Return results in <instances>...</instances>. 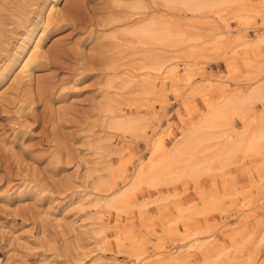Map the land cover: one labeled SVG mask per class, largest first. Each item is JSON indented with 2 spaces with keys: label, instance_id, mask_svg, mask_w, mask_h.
Instances as JSON below:
<instances>
[{
  "label": "rangeland",
  "instance_id": "rangeland-1",
  "mask_svg": "<svg viewBox=\"0 0 264 264\" xmlns=\"http://www.w3.org/2000/svg\"><path fill=\"white\" fill-rule=\"evenodd\" d=\"M126 1L0 0V264H264V138L247 150L264 130V0H143L141 16L186 38L163 46L127 42ZM149 49L162 71L145 68ZM225 101L202 169L178 161L175 179L133 185ZM115 115L132 127H109ZM122 189V209L106 207Z\"/></svg>",
  "mask_w": 264,
  "mask_h": 264
},
{
  "label": "bare ground",
  "instance_id": "bare-ground-1",
  "mask_svg": "<svg viewBox=\"0 0 264 264\" xmlns=\"http://www.w3.org/2000/svg\"><path fill=\"white\" fill-rule=\"evenodd\" d=\"M161 1L167 7L168 6L176 7L177 5H182L189 11L199 13V12L215 11L221 5L226 4L228 2H231V1H234V0H161ZM125 5L127 7H129V9L131 10L130 14H128L129 18L132 17V19L130 21L128 20L126 25H124L121 28L122 33L125 35L124 37L126 38L127 42L132 43V44H137V45H143V46L144 45L163 46V45H166L169 43L171 44L174 42H176L177 44L178 43L181 44L182 42L186 41V38H184L182 35H179V36L171 35L172 33L170 34L169 29L165 25L166 22L163 23L161 20H158L157 18H153V17L141 16L146 12V9L148 8L143 0H127L125 2ZM57 6L58 5L56 4V2L53 1L52 5L50 6V10L57 11V8H58ZM134 15L135 16H141V17H139L138 19H135L133 17ZM123 19H121V17L119 16V17L113 19L112 21H118V20L122 21ZM124 20H126V19H124ZM261 40H264V39H261ZM40 45L41 44H40V40H39V43L36 45V47L37 46L39 47ZM40 48H42V47H40ZM150 49L144 50L145 52L149 51L147 56L145 55L148 58V59L146 58L147 62H146L145 68L147 67L148 69L151 70V72L152 71L160 72L163 69V61H161V59L159 60V58H157L156 55L152 54L150 52L152 49L151 50ZM38 51L39 50L35 51V53L33 52L34 54L32 55V58L28 59L29 58L28 57L27 58L28 61L25 62V64H23L24 65L23 72H24L25 76H27V77L31 76L30 75L31 73L29 72V69H28V68H30L29 66L40 55L39 54L40 51L39 52ZM142 55H143V53H142ZM141 58L143 59L144 57H141ZM23 65H21V66H23ZM169 68H170V66H169ZM170 71H172V73H174L175 68L171 67ZM115 77H116V75H115ZM118 77L119 76H117V78ZM111 82H112V80H110V83ZM110 85H112V84H110ZM254 93H256V92H254V87H251L249 89V94H247V95L245 94L246 96H244L240 100L241 101L246 100V99L249 100L248 98H250L252 96V94H254ZM243 103H244V101H243ZM229 105H230V102L225 101L224 103L217 105V107H214L212 109L211 113H209L205 116H202L203 118L198 119L195 122H193L192 126L195 125L194 127L196 129L191 131L190 134H186L183 139L178 140V138H177L178 141H176V143L174 145L175 152H174V154L172 153L173 155L169 158V160L164 161V159H163L162 160L163 162L160 166H153L152 168H148V170L142 169L141 171H137V173H136L137 176L135 177V179L133 178L134 179L133 185H136L139 181H143L148 185H154L159 181L160 182H163L164 180L168 181V179L173 178L175 175L177 176L178 172H180L183 169L182 166L180 168L177 165L178 161H186V160L192 159V158H194V161L188 166L187 172H195V171L197 172V170H199V168L201 167V163H206V160L203 157L199 156V154H197V152L199 151L198 150L199 143L203 139L211 138L212 135L214 134V132H213L214 129L216 127L224 124V121H225L224 119H226V117H228V115L230 113L229 112L230 111ZM236 107L237 106L234 105L232 107V108H234L233 110H235ZM233 110L231 111L232 113L234 112ZM133 121H134V118H133ZM133 121L131 119L115 115L109 119V122L107 124L109 127L113 128V129H128V128L132 127ZM202 129H207L209 131V133L207 134V132H206V135H204V136L201 135L200 137H197L201 133L200 134H196V133L199 130L201 131ZM160 133H162V132L156 133L155 138H156L157 142H155V143L156 144L158 143L161 146V148L162 147L167 148L166 147L167 146L166 140ZM166 134H167V132H166ZM242 137H244V136H242ZM155 138H154V140H155ZM262 138H264V130H260L256 133V135L254 136L253 140L251 141L249 147H248V144H246L248 147L247 150H252L261 141ZM236 146H237V143H234L233 145H230L229 147H227V149H225V152L223 153V158L229 157L231 155L232 151L236 148ZM245 150H246V148H245ZM155 152H157V151H155ZM168 155H167V157L165 156L167 159L169 157ZM203 160H205V162ZM202 166H203V164H202ZM201 169H202V167H201ZM176 176H175V178H176ZM175 178H173V179H175ZM164 182H166V181H164ZM99 185L106 186L107 189L110 188L108 185V181L106 179H101L99 181ZM128 189H130V188H128ZM126 191H124L122 189L120 192L117 191V193H115L109 197L107 196V198L104 199V201H103L105 206L106 207H112L115 210H121L122 209V198H123V196L126 195V193H128V191L127 192ZM97 203H99V202H97ZM187 247H189V246L187 245ZM135 260L136 261H133V263H129V264H142L143 263L142 260H145V259H140L137 257V258H135ZM152 261H150V262H152Z\"/></svg>",
  "mask_w": 264,
  "mask_h": 264
}]
</instances>
